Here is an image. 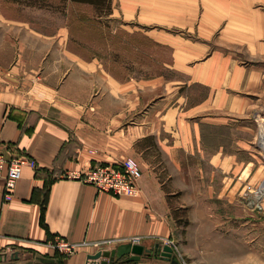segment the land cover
<instances>
[{"label": "crops", "instance_id": "0c3cea01", "mask_svg": "<svg viewBox=\"0 0 264 264\" xmlns=\"http://www.w3.org/2000/svg\"><path fill=\"white\" fill-rule=\"evenodd\" d=\"M116 1L125 20L196 37L175 47L189 59L180 83L207 93L186 107L157 100L146 92L154 79L116 80L93 60L62 52L67 34L60 24L40 27L41 9L0 0V153L36 161L23 167L9 199L0 174V264H95L102 259L88 255L134 237L151 249L174 241L168 196L176 192L192 204L196 240L180 246L175 263L150 255L127 264H264V213L238 205L246 187L264 179L252 152L254 118H264V0ZM147 137L164 160L169 191L153 168L142 170L136 197L64 177L133 152L141 165L137 143ZM60 238L75 245L73 254L55 247Z\"/></svg>", "mask_w": 264, "mask_h": 264}, {"label": "rangeland", "instance_id": "374dc122", "mask_svg": "<svg viewBox=\"0 0 264 264\" xmlns=\"http://www.w3.org/2000/svg\"><path fill=\"white\" fill-rule=\"evenodd\" d=\"M23 2L31 8L38 7L44 12L43 15H38V20L41 23L40 27L43 25L47 32H53L54 26L57 28L58 24L62 26L63 33L67 34L62 41V52H77L79 59L93 60L99 69L116 80L134 84V82L154 79L151 83L152 86L146 87V92L156 95L155 99L157 100L168 98L166 100L168 104L173 101L176 104L177 100V104L180 105V100H182L181 104L185 107L196 103L206 95L207 91L204 87L194 84L188 86L186 83H180L185 81L186 75L183 73V67L188 64L189 59L186 54L176 52L175 47L181 43V39L197 41L196 37H189L185 30L160 25L151 28L138 25L133 20H125L119 15L116 0H110L112 12L109 16L104 11L99 12L92 5L73 3L70 0H23ZM151 30L152 32H150ZM166 38H170L169 43ZM173 38L176 39L174 46L172 45ZM101 83L96 84L98 88H101ZM102 89H100V92H102ZM35 90H37L36 87ZM128 124L132 125V121H129ZM254 125L252 152L254 159L261 166L264 173V155L256 144V134L258 132L256 121ZM206 129L209 128L206 127ZM220 132L223 142L228 143L230 139L229 129L223 127ZM261 133L264 137L263 127ZM206 140L209 141L207 143L213 145V133L206 132ZM138 147L144 150L142 155L144 163L141 162L140 165L135 152L126 158L130 157L136 160L141 166V171L144 169L150 171L153 168L159 176V181L169 191L168 186H171V183L167 179L166 165L154 138L147 137L143 139L137 143ZM249 197L246 193L240 197L238 202L240 211H248L251 214L258 215L263 214L264 211L250 209L247 200ZM181 201L180 192L168 196V202L173 208L175 223L177 224L174 241L169 240L175 245L173 256L174 253L177 255L181 251L180 246H188L187 240L189 242L196 240L197 229L192 227L189 221L192 204L185 205ZM157 245L161 248L167 246L164 241H159ZM147 249H150L151 256L155 257L153 254L155 248ZM127 258L126 256L121 260ZM145 258L150 257H147V255L141 256V259ZM157 258L163 260L160 257Z\"/></svg>", "mask_w": 264, "mask_h": 264}, {"label": "built area", "instance_id": "2783aa9c", "mask_svg": "<svg viewBox=\"0 0 264 264\" xmlns=\"http://www.w3.org/2000/svg\"><path fill=\"white\" fill-rule=\"evenodd\" d=\"M258 132L256 134V144L264 155V137L261 128L264 124L263 118L255 117ZM24 166L36 167V161L26 156L6 157L0 153V174L4 175V183L6 188L5 198L9 199L11 191L15 183L21 178ZM65 178L74 179L84 184L94 186L97 191L105 192L116 197H136L139 193L138 182L142 177V171L136 160L128 157L114 163H101L90 166L84 173L71 172L64 175ZM246 195L250 196L248 206L252 210L264 211V180L256 187L248 186L245 190ZM141 238L134 237L129 243L138 245ZM164 244L175 249V245L171 241H164ZM55 247L66 255H71L75 251V245L64 241L62 238L55 242ZM111 249H101L105 251Z\"/></svg>", "mask_w": 264, "mask_h": 264}, {"label": "water", "instance_id": "95a60500", "mask_svg": "<svg viewBox=\"0 0 264 264\" xmlns=\"http://www.w3.org/2000/svg\"><path fill=\"white\" fill-rule=\"evenodd\" d=\"M153 254L155 257H160L166 261H172L175 263V257L173 256V250L169 246H163L162 248L159 245L154 247ZM150 249L145 248L143 245H134L131 243L120 244L112 250L97 251L95 254L88 255V259L93 261H98L99 263L95 264H114L123 257H128L125 261L134 262L139 261L142 255H151Z\"/></svg>", "mask_w": 264, "mask_h": 264}, {"label": "trees", "instance_id": "16d2710c", "mask_svg": "<svg viewBox=\"0 0 264 264\" xmlns=\"http://www.w3.org/2000/svg\"><path fill=\"white\" fill-rule=\"evenodd\" d=\"M73 3H81V4H87V5H92L95 7V9H98L99 12H103L106 15H110L112 10H111V2L110 0H70ZM44 206L42 208V213H41V218L43 221L44 218ZM44 223V221H43ZM127 264L125 260H119L116 264Z\"/></svg>", "mask_w": 264, "mask_h": 264}]
</instances>
